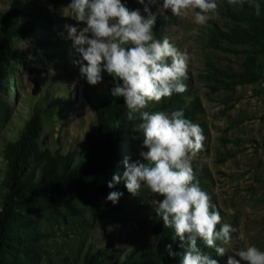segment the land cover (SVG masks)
I'll return each mask as SVG.
<instances>
[{
    "label": "rangeland",
    "instance_id": "rangeland-1",
    "mask_svg": "<svg viewBox=\"0 0 264 264\" xmlns=\"http://www.w3.org/2000/svg\"><path fill=\"white\" fill-rule=\"evenodd\" d=\"M71 2L0 0V210L8 195L9 150L37 104L51 107L41 115V149L76 154L91 149L90 136L102 137L95 108L116 80L105 71L103 81L92 86L81 76L75 62L82 57L65 25L82 30L87 24L72 17L67 8ZM217 2L216 14L205 25L196 24L192 13L178 18L164 11L163 0L148 4L157 15L155 37L167 36L190 60L187 91L178 94L179 102L169 106L150 103L145 110L168 114L187 110L203 129L204 149L193 158L192 166L200 186L220 211L222 223L237 231L231 233L223 256L200 240L198 246L218 264H227L229 256L239 259L236 253L247 246L264 251V53L253 44L222 36V32L248 27L250 21L232 16L240 7L227 0ZM122 3L147 16L138 0ZM249 15H255V10H249ZM250 57L259 77L239 82L236 73L245 70ZM176 96L170 99L176 101ZM193 103L197 104L195 111ZM139 123V114L126 121L119 140V164L114 172L121 180L115 189L123 195L118 203L108 201L88 179L35 194L32 199L15 198L8 246L0 252V264H132L136 250L157 243L153 201L163 197L143 185L134 196L123 179L125 160L147 163L141 156L148 149L143 146ZM106 190L114 191L108 186ZM21 193L27 195L23 189Z\"/></svg>",
    "mask_w": 264,
    "mask_h": 264
},
{
    "label": "clouds",
    "instance_id": "clouds-1",
    "mask_svg": "<svg viewBox=\"0 0 264 264\" xmlns=\"http://www.w3.org/2000/svg\"><path fill=\"white\" fill-rule=\"evenodd\" d=\"M144 5L140 10H129L122 0H72L68 9L74 19L86 22L87 27L65 25L73 46L82 57L76 61L80 74L87 82L98 85L105 71L116 80L111 90L113 97H123L127 119L132 121L139 114L138 129L143 135V146L148 150L141 156L147 163L124 161L123 179L127 191L137 195L142 185L153 195L155 213L162 219L163 227L172 229V241H179L181 252L173 251L171 243L165 245L169 257L180 256V264H218V261L198 246V240L208 248H215L223 256L226 245L237 229L222 223L220 211L211 196L202 189L192 166V160L204 149L206 137L203 129L183 110L168 114L164 111L149 112L150 103H160L174 94L187 91L190 57L179 50L167 36L162 40L154 34L157 15L148 4L157 0H138ZM229 5H245L261 15L258 0H227ZM217 0H163L162 9L170 10L175 17L194 14L198 25H205L216 14ZM31 59V57H29ZM122 81V83H121ZM121 180L117 173L108 187H115ZM123 193L113 191L107 200L118 203ZM220 225L218 228L217 226ZM229 256L227 264H264V251L255 245Z\"/></svg>",
    "mask_w": 264,
    "mask_h": 264
},
{
    "label": "trees",
    "instance_id": "trees-1",
    "mask_svg": "<svg viewBox=\"0 0 264 264\" xmlns=\"http://www.w3.org/2000/svg\"><path fill=\"white\" fill-rule=\"evenodd\" d=\"M259 2V1H258ZM261 4V15H249V10L253 9L247 5L240 7L239 13H231L237 20L249 19L248 27L234 28L231 32H222V36L235 43H250L264 53V1ZM18 28H21L18 26ZM20 30V29H19ZM2 53V48L0 49ZM4 57V56H3ZM253 57H250L245 64L243 72H237L239 82H250L256 80L259 75L252 69ZM122 83V81H121ZM110 86L109 94L100 99L96 105V117L102 137L100 140L90 136L91 149L86 152L74 153H52L50 149H41L38 140L41 132V115L49 112L51 107H43L41 104L35 106V110L25 129L8 153L9 167L7 171L8 195H6L3 208L0 210V252L5 250L7 243L8 221L12 214V207L15 198L22 201L27 198H34L35 194H44L57 190L62 186H70L74 181L88 179L106 196L108 182L112 181L115 175V168L119 164V140L124 133V123L127 119V109L123 97H113ZM175 95V94H174ZM173 95V96H174ZM180 97L175 100L165 98L162 105L169 106L179 102ZM196 103H193L192 111H195ZM186 118L190 119L188 111L185 110ZM70 162L73 166L68 165ZM30 181V182H29ZM27 188V189H25ZM27 191V195L21 193ZM114 191L122 193L119 189ZM23 194V195H21ZM121 198V197H120ZM156 223L153 227L158 238L157 243L150 244L145 248L136 250L133 255L132 264H180L181 257H169L165 245L171 243L173 251L181 252L178 246L179 241H172L174 232L172 229L163 227L160 217L154 214ZM11 242L14 240L11 238Z\"/></svg>",
    "mask_w": 264,
    "mask_h": 264
}]
</instances>
